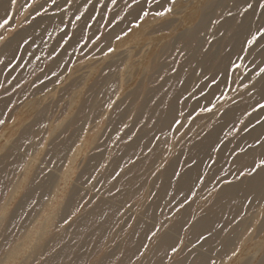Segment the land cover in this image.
<instances>
[{
  "label": "rangeland",
  "instance_id": "1",
  "mask_svg": "<svg viewBox=\"0 0 264 264\" xmlns=\"http://www.w3.org/2000/svg\"><path fill=\"white\" fill-rule=\"evenodd\" d=\"M248 3L254 7L245 11ZM258 5H3L0 50L34 27L30 34L38 44L33 60L12 72L10 82H19L5 90L0 110V157L13 147L20 160L0 188V207L11 210L19 201L24 186L16 193L9 182H19L30 167L41 169L35 176L47 205L35 208L25 228L16 225L10 245L0 237V264H41L58 254L68 238H52L101 203L111 209L104 228L86 243L81 264L112 251L124 240L119 230L131 231L138 220L142 230L110 264L141 263L142 253L163 235L170 241L154 264H264V189L242 195L264 176V170L248 175L264 160V39L246 45L257 27L252 21L264 18ZM20 58L18 52L7 71ZM24 129L28 137L17 146ZM211 135L192 155L195 143ZM181 179L187 185L179 186ZM233 189L235 204L223 206V193ZM46 243L47 251L38 250Z\"/></svg>",
  "mask_w": 264,
  "mask_h": 264
},
{
  "label": "bare ground",
  "instance_id": "2",
  "mask_svg": "<svg viewBox=\"0 0 264 264\" xmlns=\"http://www.w3.org/2000/svg\"><path fill=\"white\" fill-rule=\"evenodd\" d=\"M6 2H8V0H3V3L1 2L2 4L0 5V20L1 17L4 16V14L2 15V10H3V5ZM1 21H3V19ZM34 28L21 31V33L15 36L0 50V65H1L0 66V89H1L0 110L3 106V103L5 102V96H4L6 92L5 90H7L11 85H13L14 82H19L16 80L17 77L10 82V77L13 76L12 72L15 71L17 66H20V64L23 61L27 59L33 60L35 53V45L38 44V40L36 39V37L33 38L30 34L31 31L34 30ZM26 40L28 41V43L22 49H19L18 45ZM18 52L21 53V58L17 61V64L14 65L13 69L12 68H11L12 70L10 69L11 71L9 70L7 71V68L9 66L8 64L12 62V59H14V57ZM48 67L50 66L48 65ZM30 69L32 68L30 67ZM22 72L24 73V71ZM19 78L23 79L24 77L19 76ZM150 103L151 102H148L142 107V112H145L149 108V106L151 105ZM160 108L161 107L156 108V114H161ZM20 133H21L20 138H18V140L15 143L17 146L20 145L21 138L24 136V140H26L29 134L28 131H26L25 129L22 130ZM254 136L255 134L252 135V137ZM211 137L212 135L208 137V140L205 139L206 141L202 140L199 143H195V148L192 151V155L196 153L199 147L204 148L207 144H209ZM15 152L16 151H14L12 147L0 157V188L6 183V181L10 179V176L11 174H13V171H15V169H17L18 165L20 164V160L18 159V157H15ZM238 158L243 159V155H239ZM31 172L33 173L30 176ZM40 172H41L40 168L30 167L29 169H26L23 179H20L19 182H16L14 179H12L9 182L11 187H14L12 188V191L15 190V192L17 193L22 185L24 186V190L23 193L20 195L21 197L19 201L15 204L14 207H12L11 210L7 205H1L0 207V209L7 207V209L9 210L7 217L2 218L0 220V237L3 238L4 246L11 244L14 228L16 227V225L21 224V227L25 228L27 226L28 219L32 214H34L35 208L40 205H44V206L47 205V203L45 202L46 198L44 195L45 188L41 187L38 184L39 182L37 180V175ZM35 174L37 175L35 176ZM168 174L165 173L164 177H167ZM260 178L261 177L259 178L257 177L256 179H254V181H252L249 187L243 191L242 195L244 196L245 192L250 193L253 191H257L258 193V191L260 190L259 189L260 185H258L260 184ZM181 185H187L186 179H181L179 186ZM237 190L236 189L230 191L226 190L223 193L224 194L222 198L223 206L225 204H231L234 202V199L231 196H235L237 194V192L235 191ZM261 193L262 192L259 191V194ZM110 209L111 208L109 205H107L106 203L105 204L101 203L98 207L94 208L93 210L87 212H80L81 214L75 220H73L69 225L65 226L63 229H61L58 232V234H56L52 238V242L60 238V236H63V239L68 238L66 239L67 242L63 247V249H61V251L58 254L48 257V259H46L41 264H81L82 263L81 260L84 257L82 254H85L84 248L86 243L89 241L91 242L93 237L97 233H99L101 229L104 228V224H105L104 214ZM213 212L214 211L211 210L209 216ZM202 222L203 224H205L204 221ZM199 224H201V222ZM142 225L143 223L140 222V220H138L131 231L119 230L122 236H124V240L121 241L122 243L115 244L113 250L107 254L104 253L103 257L94 259V264H110L115 260H117L121 254V250L126 247V243L128 241H131L133 239L132 237L135 236V232H139L140 230H142L143 228ZM160 236L162 235L160 234ZM168 241H170V238H168L166 235H163L160 238V241L152 242L150 244V249L147 251V253L146 252L142 253L141 257L144 254L145 255L141 258V263L138 262L137 264H154L157 261L161 250L168 243ZM112 242L114 241L111 240L110 244ZM50 245L51 244L46 243L42 245L38 250H43L45 252L49 249ZM9 249H11V247H9Z\"/></svg>",
  "mask_w": 264,
  "mask_h": 264
},
{
  "label": "snow or ice",
  "instance_id": "3",
  "mask_svg": "<svg viewBox=\"0 0 264 264\" xmlns=\"http://www.w3.org/2000/svg\"><path fill=\"white\" fill-rule=\"evenodd\" d=\"M54 2V0H53ZM16 0H11V4H15ZM259 8L260 9H264V0H259ZM253 5L251 3L247 4V7L245 9V11H247L248 9H253ZM165 11H171V8H167L165 9ZM158 14H163V13H158ZM77 19H79V17H77ZM8 21L4 20V24H7ZM253 24H257V27L255 29L254 32H251L249 34L250 38H247L246 40V45L247 46H252L256 43H259L260 39H264V18H262L261 21H256L253 20L252 21ZM3 24H0V27H3ZM262 52H264V48L261 49ZM261 72H264V68L260 69ZM262 88H264V85H262ZM260 107L264 108V105H259ZM258 170H264V160H261L258 164H256L252 169L251 172L248 173L249 176H253V174H259ZM245 175V173H241V176ZM260 187L262 189H264V176H261L260 178ZM9 210L7 209V207H4L2 209H0V218H6L8 215ZM173 251H175V249H173Z\"/></svg>",
  "mask_w": 264,
  "mask_h": 264
}]
</instances>
